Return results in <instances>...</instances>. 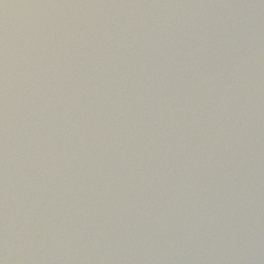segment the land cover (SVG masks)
<instances>
[{
  "label": "water",
  "instance_id": "95a60500",
  "mask_svg": "<svg viewBox=\"0 0 264 264\" xmlns=\"http://www.w3.org/2000/svg\"><path fill=\"white\" fill-rule=\"evenodd\" d=\"M0 264H264V0H0Z\"/></svg>",
  "mask_w": 264,
  "mask_h": 264
}]
</instances>
